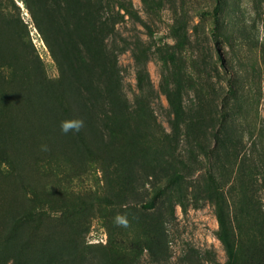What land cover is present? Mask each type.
<instances>
[{"label": "rangeland", "instance_id": "obj_1", "mask_svg": "<svg viewBox=\"0 0 264 264\" xmlns=\"http://www.w3.org/2000/svg\"><path fill=\"white\" fill-rule=\"evenodd\" d=\"M101 2L0 0V264H264V0Z\"/></svg>", "mask_w": 264, "mask_h": 264}, {"label": "clouds", "instance_id": "obj_2", "mask_svg": "<svg viewBox=\"0 0 264 264\" xmlns=\"http://www.w3.org/2000/svg\"><path fill=\"white\" fill-rule=\"evenodd\" d=\"M85 127V122L82 118H71V119H65L62 120L60 123V129L63 134H68L70 132L79 133L83 128ZM42 151H48L47 145H42L41 147ZM114 223L117 226H128V220L125 215L117 214L114 217Z\"/></svg>", "mask_w": 264, "mask_h": 264}, {"label": "trees", "instance_id": "obj_3", "mask_svg": "<svg viewBox=\"0 0 264 264\" xmlns=\"http://www.w3.org/2000/svg\"><path fill=\"white\" fill-rule=\"evenodd\" d=\"M100 5L102 4V2H101V0H96ZM103 1V0H102ZM105 7V6H104ZM219 11H220V5H217L215 8H214V10L213 11H203L202 13L203 14H205V15H209V14H215L216 16L219 14ZM106 21V20H105ZM169 210V209H168ZM168 210L167 211H165V212H167L166 214H164L165 216H168L169 214H168ZM170 214L171 215H174V209L173 208H171L170 210ZM164 212V213H165ZM161 227H162V231L164 232V234L162 233L161 235H164V238H166L167 239V235H165V228L163 227V224L161 225ZM217 235H218V238L224 243V244H228V241H229V235H228V233H227V230H226V227L224 226V224L223 223H221V228H220V230L218 231V233H217ZM169 240H167V242H165L164 241V247L167 249V246L169 247Z\"/></svg>", "mask_w": 264, "mask_h": 264}]
</instances>
